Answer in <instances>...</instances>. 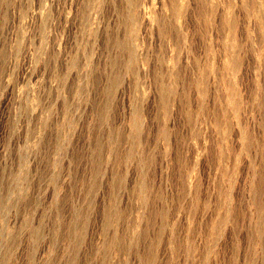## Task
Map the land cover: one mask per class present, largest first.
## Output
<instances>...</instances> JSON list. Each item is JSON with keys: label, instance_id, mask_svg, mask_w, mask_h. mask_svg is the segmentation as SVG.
<instances>
[{"label": "rangeland", "instance_id": "obj_1", "mask_svg": "<svg viewBox=\"0 0 264 264\" xmlns=\"http://www.w3.org/2000/svg\"><path fill=\"white\" fill-rule=\"evenodd\" d=\"M263 204L264 0H0V264H264Z\"/></svg>", "mask_w": 264, "mask_h": 264}, {"label": "bare ground", "instance_id": "obj_2", "mask_svg": "<svg viewBox=\"0 0 264 264\" xmlns=\"http://www.w3.org/2000/svg\"><path fill=\"white\" fill-rule=\"evenodd\" d=\"M176 4V3H175ZM174 4V5H175ZM133 6V5H132ZM134 7V6H133ZM132 10L134 9V8H131ZM130 12H132V11H130ZM132 13H134V10H133V12ZM139 15V14H138ZM136 16H137V12H136ZM146 16V15H145ZM130 18V17H129ZM149 18V17H148ZM146 19V18H145ZM168 25H169V23H168ZM168 25H166V29L165 30H167L168 29ZM133 26V25H132ZM120 40V42H121V39H119ZM125 42V41H124ZM121 45H122V43H121ZM123 46V45H122ZM128 46V45H127ZM126 50H128V49H126ZM130 58H131V60H130V66L132 67V64H133V62H134V60H135V58H134V56L133 55H131L130 56ZM129 66V65H128ZM116 77H117V75H116ZM113 81V80H112ZM118 82H119V78H118ZM114 83V82H113ZM112 83V84H113ZM116 84V83H115ZM113 86H115V85H113ZM110 89V88H109ZM174 89V88H173ZM113 90V89H112ZM174 91V90H173ZM110 93H111V91H110ZM170 93H171V89L169 88V87H167V86H164L163 88H162V96H163V98H165V97H168L169 95H170ZM108 96H109V94H108ZM170 96H172V95H170ZM234 99V98H233ZM166 101V100H165ZM234 101V100H233ZM167 102V101H166ZM104 109H105V107H104ZM105 111V110H104ZM104 111H102V112H104ZM107 111V110H106ZM101 112V115L103 114ZM105 114V113H104ZM104 116V115H103ZM140 124V117H139V114L137 115V117H136V119H135V121H134V135L136 136V137H138L139 138V125ZM136 143V142H135ZM136 147V146H135ZM98 148V147H97ZM137 148V147H136ZM132 149V148H131ZM97 150V149H96ZM95 150V151H96ZM98 151V150H97ZM132 151H135V150H132ZM130 152V151H129ZM97 153V152H96ZM130 156H132V155H130ZM145 157V156H144ZM146 158V157H145ZM145 161H146V159H145ZM141 162V161H140ZM147 162V161H146ZM145 162V163H146ZM141 187H142V189L143 190H145V186L143 185V183H142V185H141ZM147 187H148V185H147ZM255 191H256V193H255V197L257 198L256 200L258 201L259 200V189L258 188H255ZM144 194L145 193H143L142 194V199H145V197H144ZM147 199V198H146ZM257 201H256V203H257ZM261 201V200H260ZM263 203V202H262ZM262 203H261V206H262ZM258 204V203H257ZM259 204H260V202H259ZM264 205V204H263ZM260 206V205H259ZM263 207V206H262ZM260 225V227H259V234L261 235L262 233H261V225L263 224V221H261V223H259ZM261 237V236H260ZM263 237V236H262ZM261 237V238H262ZM263 239V238H262ZM115 242L116 243H118L119 242V239L117 238V239H115Z\"/></svg>", "mask_w": 264, "mask_h": 264}]
</instances>
